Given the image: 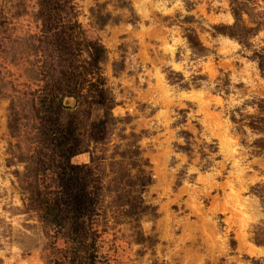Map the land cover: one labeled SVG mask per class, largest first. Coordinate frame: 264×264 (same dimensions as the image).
Instances as JSON below:
<instances>
[{"label": "rangeland", "instance_id": "obj_1", "mask_svg": "<svg viewBox=\"0 0 264 264\" xmlns=\"http://www.w3.org/2000/svg\"><path fill=\"white\" fill-rule=\"evenodd\" d=\"M41 2L0 0V264H46L49 251L21 189L56 148L36 92L41 67L61 69L62 27ZM60 2L105 46L115 97L99 128L105 108L86 104L89 150L72 158L97 156L99 264H264V0Z\"/></svg>", "mask_w": 264, "mask_h": 264}, {"label": "trees", "instance_id": "obj_2", "mask_svg": "<svg viewBox=\"0 0 264 264\" xmlns=\"http://www.w3.org/2000/svg\"><path fill=\"white\" fill-rule=\"evenodd\" d=\"M48 1V4L41 2L38 11L45 25L62 27L58 33L61 69L52 72L51 67H41L38 75L43 84L36 97L49 110L46 118L50 128L45 131V140L56 148L50 151L48 162L42 157L39 160V167L33 173L35 183L21 187L22 200L25 209L38 217L49 237L44 247L49 250L45 254L46 264H99L97 224L103 211L104 186L101 176L95 172L97 156L90 150V163L81 164L74 163L72 158L89 150L86 139L78 132L84 107L105 108V115L96 125L98 128L112 115L115 97L101 66L106 48L83 38L80 23L72 22L71 10L61 5V0ZM74 35L78 36L75 43ZM66 96L76 97L75 109L64 105ZM65 110L74 111L63 127L55 126L58 114ZM102 137L95 132L87 139L97 141ZM59 238L63 239L64 246H58Z\"/></svg>", "mask_w": 264, "mask_h": 264}]
</instances>
